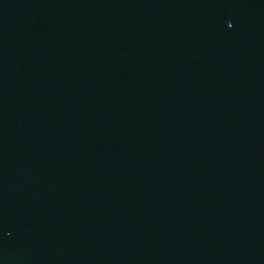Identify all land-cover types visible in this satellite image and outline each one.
<instances>
[{
	"label": "water",
	"instance_id": "1",
	"mask_svg": "<svg viewBox=\"0 0 264 264\" xmlns=\"http://www.w3.org/2000/svg\"><path fill=\"white\" fill-rule=\"evenodd\" d=\"M0 264H264V0H0Z\"/></svg>",
	"mask_w": 264,
	"mask_h": 264
}]
</instances>
